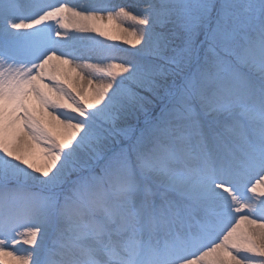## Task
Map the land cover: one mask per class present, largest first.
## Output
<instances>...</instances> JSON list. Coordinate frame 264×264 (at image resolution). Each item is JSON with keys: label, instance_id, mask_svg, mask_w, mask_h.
<instances>
[{"label": "snow or ice", "instance_id": "6c2138e0", "mask_svg": "<svg viewBox=\"0 0 264 264\" xmlns=\"http://www.w3.org/2000/svg\"><path fill=\"white\" fill-rule=\"evenodd\" d=\"M0 264H264V0H0Z\"/></svg>", "mask_w": 264, "mask_h": 264}, {"label": "rangeland", "instance_id": "374dc122", "mask_svg": "<svg viewBox=\"0 0 264 264\" xmlns=\"http://www.w3.org/2000/svg\"><path fill=\"white\" fill-rule=\"evenodd\" d=\"M78 1H81L84 3V5H88V4H101V3H111V4H124V3H133L134 0H70V3H76ZM125 26L127 25V22H125ZM109 35H113V36H119L121 35L117 30H115L114 28H112L111 26H109ZM69 35L71 36H75V37H87V36H94L97 40H101L103 41V43L105 44H109V43H114L117 44L120 48L122 49H127L130 52H134L136 49L135 48H131L129 45L125 44L124 41L121 40H110L107 37H100L99 35L95 34V33H81L78 30H74L73 28H69L68 29ZM88 41H84V43H87ZM137 47H140L139 45ZM97 63V59L95 57H93L92 59L89 60H82V61H78V63ZM72 73H69V77L75 82L77 81V76L76 73H74V75H72V77L70 76ZM95 79V77H93ZM79 83L84 84L85 87V94L87 95L88 93V86L84 81H79Z\"/></svg>", "mask_w": 264, "mask_h": 264}, {"label": "bare ground", "instance_id": "6f19581e", "mask_svg": "<svg viewBox=\"0 0 264 264\" xmlns=\"http://www.w3.org/2000/svg\"><path fill=\"white\" fill-rule=\"evenodd\" d=\"M75 4H78V5H84V3L83 2H81V1H78V2H76ZM74 30H75V28H73ZM72 75H74V73L73 74H71L70 76L72 77Z\"/></svg>", "mask_w": 264, "mask_h": 264}]
</instances>
